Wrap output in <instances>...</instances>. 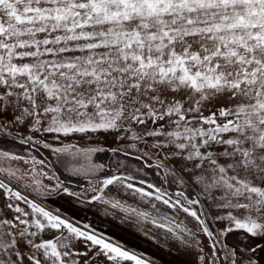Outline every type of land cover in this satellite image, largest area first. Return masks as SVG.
<instances>
[{
	"label": "snow or ice",
	"instance_id": "obj_1",
	"mask_svg": "<svg viewBox=\"0 0 264 264\" xmlns=\"http://www.w3.org/2000/svg\"><path fill=\"white\" fill-rule=\"evenodd\" d=\"M21 125L22 143L99 134L114 153L155 157L195 198L113 174L92 200L163 230L196 264H264V0H0V132ZM42 146L80 157L78 174L104 167L102 147ZM20 161L0 150V264H153L25 196ZM37 164L43 195L53 178Z\"/></svg>",
	"mask_w": 264,
	"mask_h": 264
},
{
	"label": "crops",
	"instance_id": "obj_2",
	"mask_svg": "<svg viewBox=\"0 0 264 264\" xmlns=\"http://www.w3.org/2000/svg\"><path fill=\"white\" fill-rule=\"evenodd\" d=\"M137 180V179H136ZM99 180L91 183L79 192L63 190L60 193L46 197L48 206L62 218L90 233L103 236L106 241L119 243L130 251H135L151 260L153 264H196V256L191 251H186L184 245L179 244L174 238L167 237L163 230L156 229L149 224H138L134 219H128L125 214L110 205L93 201L96 194L93 188H99ZM140 181V180H137ZM137 186H145L138 184ZM108 192H115L110 186ZM127 203L139 206L145 211L150 208L125 197ZM161 207H163L161 205ZM179 218L191 227V218L180 213ZM87 226V228H85ZM235 236L229 237V242L234 243ZM255 242V241H253ZM205 243L208 242L205 240Z\"/></svg>",
	"mask_w": 264,
	"mask_h": 264
},
{
	"label": "rangeland",
	"instance_id": "obj_3",
	"mask_svg": "<svg viewBox=\"0 0 264 264\" xmlns=\"http://www.w3.org/2000/svg\"><path fill=\"white\" fill-rule=\"evenodd\" d=\"M23 131H24L23 126L21 125L19 129L8 128V129H5L4 132H0V134L7 135L9 137H12L14 139L21 141L23 139V135H22ZM28 134H32V133H28ZM32 135H34V138L39 139L41 141V143L40 144H33V143L29 142L25 146H21V145L16 146V147L8 146L6 148H3L0 145V150H8V151L15 153V154H18V155H20V156H22L28 160L27 164H25L23 161L12 162L13 167L18 168L20 173L26 174L19 181L13 180L12 183H13V185H15V187L19 191H21L29 199L37 200L46 209L51 210L55 214H57V212L53 211L48 206V203L50 200H48L46 197H50V196H48L50 193L58 190L57 188L54 187L55 183H56V177L54 175V172L51 170V168L46 163H44V165L37 164L35 170H36V172L45 173L47 177L53 178V179H48V178H44V177L40 178L42 186H45V185L48 186V190L43 195H41L37 191L33 190L36 186L30 178L32 175V172L30 171L32 169V158L34 157L37 161H40V158L35 155V149H33V148H38V149L41 148V149L45 150L47 152V154L49 155V157L51 158L54 166L56 168H58L65 176H67L69 178H73V179H77V180H84L86 178H94V177H97L101 174H105L106 168H107L106 163H105V160H106L105 158L107 157V155H109V156L111 155V161H110V166H109V167H111V169H116L117 171H120L122 173H129V174H132L135 176H140V177H145V178L149 177L146 175L145 171H143V169L140 168L137 164L126 162L119 155H116V153L112 152L111 149L116 147V144L111 139H101V136L99 134H73L69 137H60L59 140L53 139L52 136L47 135V134H44L42 136L40 134H32ZM92 135H95V139H92ZM44 142H47L49 144H52V145L58 146V147L64 146V145H68V146L76 145L77 147H84V146L102 147L104 149V151H101L99 153L94 154L93 155V162L96 164H102L104 167L101 170H99L98 172H96L95 175H90L84 171H81L78 174L75 171H73V168L80 167V164L77 163V160L81 159L80 157L73 158V156L69 153H61V154L54 153L49 148H44L42 146V144ZM125 151L130 152L132 155L143 156V158L146 159V161H147L146 163H148V164H150V163L157 164L159 162L155 157L150 160V159H148V156L146 154L135 152L132 149H123L122 148L120 152H125ZM82 162L83 161H81V163ZM168 167H171V165H168ZM165 173L169 179L170 185L174 189H176L178 191L183 190L185 192V194L187 193V194L194 196L195 189L191 185H188V184L182 185L178 176L172 175L170 172H166V171H165ZM155 174L157 176L160 175L158 170L155 171ZM90 184H88V185H90ZM60 188H61V185H60ZM81 190H78L75 192H79ZM70 192H73V191H70ZM4 203H5V201H4L3 195H2V193H0V205H3ZM21 206L26 207V205H21ZM210 223L212 225L213 230H215L217 227L221 226V225L217 224L216 222L210 221ZM74 226H77V225H74ZM77 227H79V226H77ZM81 230H83V229H81ZM75 244H76V247L78 249L83 250L84 242L82 239L75 241Z\"/></svg>",
	"mask_w": 264,
	"mask_h": 264
},
{
	"label": "trees",
	"instance_id": "obj_4",
	"mask_svg": "<svg viewBox=\"0 0 264 264\" xmlns=\"http://www.w3.org/2000/svg\"><path fill=\"white\" fill-rule=\"evenodd\" d=\"M0 145L3 148H6L8 146H25L27 145V143H22L20 140L14 139L12 137H9L7 135L4 134H0ZM35 149V155L38 156L40 158V160H43L44 163H46L51 170L54 172V175L56 177V179L59 180L61 188L50 193L48 196H54L58 193H60L61 191L65 190H69V191H78L81 190L82 188L86 187L88 184L96 181V180H100L103 179L105 176L107 175H113V174H129V173H122L120 171H117L116 169H111L110 166V161H111V155H107V157L105 158V163H106V173L105 174H101L97 177L94 178H86L84 180H77V179H73V178H69L67 176H65L58 168H56L54 166V164L52 163L51 158L49 157V155L47 154V152L41 148H33ZM116 155H119L121 158H123L126 162H130V163H135L137 164L140 168L143 169V171H145L146 175L149 176L148 178L146 177H140V176H135L137 180H143L147 183H151L153 185H156L157 187L161 188L163 191L172 194L173 196H175L176 192H179L178 190L174 189L170 183H169V179L166 176V173L164 171V169L162 168H157L156 164L153 163H146V159L141 158L138 159L136 155H125L124 152H118L116 153ZM143 164V165H142ZM148 165V166H147ZM158 170L159 172V176H157L155 174V171ZM132 175V174H129ZM185 195H190V194H185ZM193 196V195H191ZM193 198H195V196H193Z\"/></svg>",
	"mask_w": 264,
	"mask_h": 264
},
{
	"label": "water",
	"instance_id": "obj_5",
	"mask_svg": "<svg viewBox=\"0 0 264 264\" xmlns=\"http://www.w3.org/2000/svg\"><path fill=\"white\" fill-rule=\"evenodd\" d=\"M177 193V192H176Z\"/></svg>",
	"mask_w": 264,
	"mask_h": 264
}]
</instances>
